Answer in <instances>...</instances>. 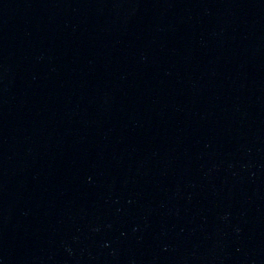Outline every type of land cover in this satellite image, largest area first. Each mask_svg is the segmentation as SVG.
<instances>
[{
  "label": "water",
  "instance_id": "95a60500",
  "mask_svg": "<svg viewBox=\"0 0 264 264\" xmlns=\"http://www.w3.org/2000/svg\"><path fill=\"white\" fill-rule=\"evenodd\" d=\"M0 264H264V0H0Z\"/></svg>",
  "mask_w": 264,
  "mask_h": 264
}]
</instances>
